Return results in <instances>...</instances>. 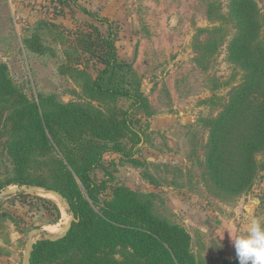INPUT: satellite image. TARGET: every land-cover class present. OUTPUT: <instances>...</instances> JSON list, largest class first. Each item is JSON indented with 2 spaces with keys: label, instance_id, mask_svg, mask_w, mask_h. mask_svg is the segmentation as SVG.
Here are the masks:
<instances>
[{
  "label": "rangeland",
  "instance_id": "374dc122",
  "mask_svg": "<svg viewBox=\"0 0 264 264\" xmlns=\"http://www.w3.org/2000/svg\"><path fill=\"white\" fill-rule=\"evenodd\" d=\"M95 15L112 21L118 57L132 70L127 90L139 100L91 86L103 66L75 43L83 29L98 28L107 37L108 23ZM32 36L43 52L28 48ZM0 63L30 101L51 97L121 117L128 112L135 130L122 138L128 154L106 152L91 173L99 196L104 201L117 186L131 189L157 216L190 233L199 264H205L202 254L219 252L220 241L231 240L225 226L236 236L253 217L264 222V170L241 190L223 189L209 162L212 142L224 138L220 151L234 166L239 161L232 147L247 131L244 122L233 121L238 126L231 137L213 135L238 93L244 92L240 116L264 99V0H0ZM10 113L0 107V185L14 177L5 146L17 135ZM254 156L263 162L264 148ZM20 187L0 189V263L23 264L31 230L58 234L71 217L65 200L42 189L3 194ZM224 249L226 263L219 264H239L236 251Z\"/></svg>",
  "mask_w": 264,
  "mask_h": 264
},
{
  "label": "trees",
  "instance_id": "16d2710c",
  "mask_svg": "<svg viewBox=\"0 0 264 264\" xmlns=\"http://www.w3.org/2000/svg\"><path fill=\"white\" fill-rule=\"evenodd\" d=\"M95 16L108 23L107 37L98 28L83 29L76 32L75 43L80 54L103 66L91 86L112 96L139 100V95L127 90L132 70L118 57V33L112 21ZM25 41L35 52L45 50L38 36ZM243 93H238L213 130L215 137L220 133L231 137L230 130L237 128L240 119L247 129L232 147L238 153L236 166L220 151L227 139L212 142L209 162L223 189L241 190L258 168L264 170V161L260 163L254 156L264 148V99H257L249 115L240 116ZM44 103L51 108L46 109ZM3 105L11 110L9 121L17 135L5 145L13 161L14 177L0 189L12 184L35 185L56 192L75 216L65 236L35 243L31 264H199L192 252L190 233L157 216L151 204L131 189L117 186L113 196L104 201L99 196L100 186L91 173L101 165L106 152L128 154L122 138L126 130H134V125L127 111L121 117L118 111L106 113L58 103L51 97L40 103L30 101L8 65L0 63V107Z\"/></svg>",
  "mask_w": 264,
  "mask_h": 264
},
{
  "label": "clouds",
  "instance_id": "9594fccd",
  "mask_svg": "<svg viewBox=\"0 0 264 264\" xmlns=\"http://www.w3.org/2000/svg\"><path fill=\"white\" fill-rule=\"evenodd\" d=\"M246 229V233L233 236L232 231L225 226L234 244L239 264H264V222L253 217L250 222H247Z\"/></svg>",
  "mask_w": 264,
  "mask_h": 264
},
{
  "label": "water",
  "instance_id": "95a60500",
  "mask_svg": "<svg viewBox=\"0 0 264 264\" xmlns=\"http://www.w3.org/2000/svg\"><path fill=\"white\" fill-rule=\"evenodd\" d=\"M38 189H42L47 193H52V194H56V195L60 196L56 192L48 191V190L41 188V187H38V186L37 187L36 186L26 187L24 185L21 186L20 188L7 189L3 192V194L4 195H11V194L16 193V192H21V190H24L28 193H34ZM74 219H75L74 214H71L69 221L64 226L62 231L59 232L58 234L52 235V234L46 233L44 231V229H42V228H36V229L31 230L28 234V242H27V247H26L25 253H24L23 264H31V256H32L33 248H34L35 243L38 240H40L41 238L46 239V240H52V241L60 239L61 237L65 236L68 233V231L70 230V228L72 226ZM36 234H42V236L40 237L39 235H37L34 239V235H36Z\"/></svg>",
  "mask_w": 264,
  "mask_h": 264
},
{
  "label": "crops",
  "instance_id": "0c3cea01",
  "mask_svg": "<svg viewBox=\"0 0 264 264\" xmlns=\"http://www.w3.org/2000/svg\"><path fill=\"white\" fill-rule=\"evenodd\" d=\"M223 241L224 240H222V242ZM225 247L226 248L231 247V250H233V249L235 250L234 244L232 243V239L226 240L223 243H221V241H220V245H219L220 251L219 252H215L212 255L205 253V254H202L201 257L198 255L197 256L200 257L205 262V264H212V263L219 264L220 262L226 263L225 260L228 256V254L226 253V251H224ZM211 256H213V257H211ZM215 256H216V258H215ZM224 258H225V260H224ZM0 264H7V262L6 263H0ZM8 264H13V262H11V263L9 262Z\"/></svg>",
  "mask_w": 264,
  "mask_h": 264
},
{
  "label": "bare ground",
  "instance_id": "6f19581e",
  "mask_svg": "<svg viewBox=\"0 0 264 264\" xmlns=\"http://www.w3.org/2000/svg\"><path fill=\"white\" fill-rule=\"evenodd\" d=\"M46 193V192H45ZM46 194H49V193H46ZM62 231V230H61ZM61 231H59V232H61Z\"/></svg>",
  "mask_w": 264,
  "mask_h": 264
}]
</instances>
